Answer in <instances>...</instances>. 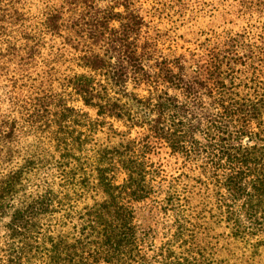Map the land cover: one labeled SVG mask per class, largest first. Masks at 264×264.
Segmentation results:
<instances>
[{
	"label": "trees",
	"instance_id": "1",
	"mask_svg": "<svg viewBox=\"0 0 264 264\" xmlns=\"http://www.w3.org/2000/svg\"><path fill=\"white\" fill-rule=\"evenodd\" d=\"M136 1L0 0V264H264V0H199L188 63ZM155 144L180 167L150 253L134 204L166 178Z\"/></svg>",
	"mask_w": 264,
	"mask_h": 264
},
{
	"label": "rangeland",
	"instance_id": "2",
	"mask_svg": "<svg viewBox=\"0 0 264 264\" xmlns=\"http://www.w3.org/2000/svg\"><path fill=\"white\" fill-rule=\"evenodd\" d=\"M135 5L146 21V26L142 27V31L146 30L141 35L151 41L156 36L160 42L159 48L161 47L164 54L182 55L186 59V63L193 57H195L194 59L198 57L201 62L203 48L198 44L203 39H207L205 37H209L211 27L208 5L199 2V0H138ZM84 109L88 110L90 114L93 113L92 109ZM136 134L138 133L130 132L131 136ZM155 149L157 153H150V158L162 166L166 178L162 181V185L155 187L148 197L134 204V222L138 241L142 249L150 253L152 248L164 242L175 228L172 216L162 211L158 199L162 195L164 185L180 167V159L169 154L163 145L155 144ZM210 226L211 224L205 231V239L208 241L207 249L215 240V227L210 228ZM202 236L203 234L200 235L201 239ZM221 240L218 243L222 244Z\"/></svg>",
	"mask_w": 264,
	"mask_h": 264
}]
</instances>
